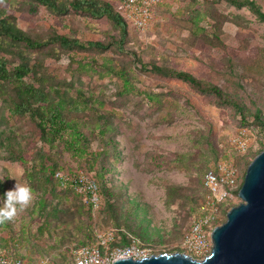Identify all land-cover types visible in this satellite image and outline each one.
I'll return each mask as SVG.
<instances>
[{
	"label": "rangeland",
	"instance_id": "obj_1",
	"mask_svg": "<svg viewBox=\"0 0 264 264\" xmlns=\"http://www.w3.org/2000/svg\"><path fill=\"white\" fill-rule=\"evenodd\" d=\"M109 1L117 8L116 0ZM252 1L264 11V0ZM161 2L143 29L128 24L126 51L50 45L27 53L37 65L34 79L41 86L59 88L71 96L78 89L93 93L97 105L111 117L114 129L107 136L117 142L118 152L115 161L111 158L113 200L109 206L99 196V206H91L88 196L74 185L58 186L50 171L43 169V165L51 166L69 175L77 169L95 180L102 164L94 158L101 145L99 137L83 159L59 147L51 149L39 139L35 124L27 117L12 116L2 99L0 128H12L26 138L27 161L15 160L0 148V194L19 181L31 186L33 198L12 220L0 223V251L8 249L26 264H73V247L94 243L101 231L116 229L122 238L132 236L154 254L187 253L184 238L206 197L205 171L230 153L240 180L244 179L264 145V20L250 4ZM31 3L0 0V8L10 6L8 12L17 16L18 26L33 36L57 32L83 40L119 37L106 17L73 11L59 15L44 6L31 14ZM1 54L11 65L19 61L13 53ZM105 59L127 69L139 92L121 93L117 75L102 76L99 71H105ZM84 62L92 63L94 71L81 69ZM153 64L185 69L219 85L238 99L242 110L186 80L155 72ZM257 110L262 122L253 116ZM240 131L246 132L248 140L244 153L233 145ZM241 201L239 194L227 199L216 224L225 222L228 211Z\"/></svg>",
	"mask_w": 264,
	"mask_h": 264
},
{
	"label": "trees",
	"instance_id": "obj_2",
	"mask_svg": "<svg viewBox=\"0 0 264 264\" xmlns=\"http://www.w3.org/2000/svg\"><path fill=\"white\" fill-rule=\"evenodd\" d=\"M32 1L28 8L31 14L37 13L39 6H44L51 12L59 15H66L73 11L75 13L87 14L94 18L106 17L118 30L119 37H112L108 41L104 40H83L77 37L54 32L46 37L33 36L31 33L18 26L17 16L8 12L11 8H0V101L3 99L7 104L9 113L14 117H27L36 126L39 139L47 144L51 149L55 147L62 148L73 157L83 159L90 152L92 144L99 137L101 145L98 151L94 153L95 159H101L102 164L98 168L95 182L97 184L98 194L105 197L109 206H112L113 192L111 180L114 178L115 169L111 158L118 156L116 151V141L109 135V131L114 129L111 117L106 115L97 105V99L93 93H86L82 89L77 90L76 96H71L59 88L47 89L41 86L35 76L38 72L37 65L32 64L31 58L27 56L29 50L42 49L47 46H59L63 49L71 48H89L107 50L111 47L119 51H126L125 44L128 38L129 23L119 10L121 0L117 1V8L109 0H29ZM236 5L250 4L256 10L261 19L264 20V11L252 0H227ZM162 2L154 6L156 8ZM10 5V3H9ZM132 25V24H131ZM134 28V25H132ZM13 53L19 58L18 63L11 65L5 55L1 53ZM105 71H99L102 76L115 74L122 81L121 93L139 92L131 82V77L127 69L117 68L111 65L109 59H105ZM81 69L87 73L94 71V66L90 62L80 63ZM150 65L143 64L148 68ZM151 68L157 72L168 76H174L186 80L196 89L203 93L215 95L223 103H228L242 110L238 99L230 93L225 92L219 85L204 82L191 72L185 69L166 68L153 64ZM150 100H156L155 95L147 93ZM1 116V108H0ZM257 121L262 122L260 110L253 113ZM27 143L25 137L19 135L14 129L0 128V148L8 151L9 156L22 163L27 161L24 145ZM264 150L263 147L259 150ZM43 159V157H42ZM107 160V161H106ZM238 166V165H237ZM93 167V166H92ZM43 169L50 171L58 186L64 187L63 182L56 177L59 169L43 165ZM208 168L205 173L209 170ZM79 170L71 171V176L77 174ZM204 173V175H205ZM203 175V177H204ZM33 176V175H30ZM31 178V177H30ZM243 180L238 182L236 193L243 184ZM202 187L207 190L203 185ZM3 189H0V191ZM35 190V189H33ZM206 196V195H205ZM90 205L93 203L89 200ZM220 204V215L223 211V205ZM221 224V221L217 223ZM114 237L110 242V247L126 245L133 240L138 239L132 236H122L116 229ZM98 242L76 245L71 249L84 245H95ZM139 243V242H138ZM143 246L141 243H139ZM0 252L8 253L14 257L10 250ZM23 258V257H22ZM24 259V258H23Z\"/></svg>",
	"mask_w": 264,
	"mask_h": 264
},
{
	"label": "built area",
	"instance_id": "obj_3",
	"mask_svg": "<svg viewBox=\"0 0 264 264\" xmlns=\"http://www.w3.org/2000/svg\"><path fill=\"white\" fill-rule=\"evenodd\" d=\"M162 0H121L119 10L126 20L139 29H143L153 17L154 6ZM234 147L240 153L248 148L246 132L240 131L234 139ZM63 184L71 183L95 207L99 206L97 184L94 179L83 171L74 176L58 171L56 173ZM240 178L239 168L232 154H224L217 163L210 167L203 177V185L207 190L206 197L200 204V212L192 221L191 227L184 238V249L187 254L198 259L207 256L213 247L212 231L217 226L220 216V204L237 195ZM114 237L112 229L101 231L95 245H84L71 251L73 264H113L119 258H142L154 253L137 241L111 248ZM0 264H26L22 257H14L0 252Z\"/></svg>",
	"mask_w": 264,
	"mask_h": 264
},
{
	"label": "water",
	"instance_id": "obj_4",
	"mask_svg": "<svg viewBox=\"0 0 264 264\" xmlns=\"http://www.w3.org/2000/svg\"><path fill=\"white\" fill-rule=\"evenodd\" d=\"M239 197L226 221L213 229V247L204 258L177 251L119 258L113 264H264V150L249 164Z\"/></svg>",
	"mask_w": 264,
	"mask_h": 264
},
{
	"label": "clouds",
	"instance_id": "obj_5",
	"mask_svg": "<svg viewBox=\"0 0 264 264\" xmlns=\"http://www.w3.org/2000/svg\"><path fill=\"white\" fill-rule=\"evenodd\" d=\"M33 198L29 184L17 181L15 186L0 194V223L12 220L18 209L26 207Z\"/></svg>",
	"mask_w": 264,
	"mask_h": 264
}]
</instances>
